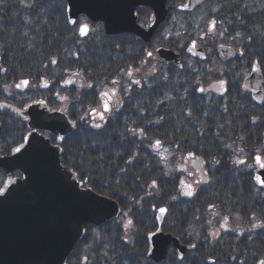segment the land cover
<instances>
[{
  "label": "trees",
  "instance_id": "16d2710c",
  "mask_svg": "<svg viewBox=\"0 0 264 264\" xmlns=\"http://www.w3.org/2000/svg\"><path fill=\"white\" fill-rule=\"evenodd\" d=\"M45 6L39 0H0V102L21 105L56 89L62 96L72 93L70 102H56L77 120V130L64 142V163L122 209L119 218L89 227L67 264H156L147 257L146 236L157 228L162 206L169 210L165 231L184 243H197L200 253L195 260H188V254L178 260L173 250L162 264H208L209 256L216 258L211 264H255L264 258V189L255 185L247 168L254 151L264 150V104L256 103L242 84L254 61L264 74V0H207L193 18L197 11L184 13L179 27L169 26V31L182 33L181 39L169 38L165 46L183 52L201 13L210 45H231L237 58L227 61L214 53L216 57L194 59L183 69L166 63V70L145 64L147 45L134 35L104 38L105 43L82 41L72 33L67 40L57 37ZM134 63L142 65L140 73L136 68L139 83H130V94L121 93L123 103L113 107L106 121L97 122L100 127L83 119L88 104H100L106 81L117 74L121 83L131 81L128 69L126 74L122 70ZM67 71H76L89 87L60 88L67 83ZM218 77L227 81L223 95L198 91V82ZM23 78L38 91L21 98L16 85ZM43 81L51 83L48 91L39 88ZM0 117V149L7 153L23 140L28 127L17 116ZM157 141L179 159L193 153L204 159L209 181L192 197L182 194L185 171L173 163L170 170L163 165L153 148ZM242 150L248 154L243 163L235 161ZM4 178L0 171V185ZM224 217L232 230L221 229ZM219 228L227 235L219 238L211 230Z\"/></svg>",
  "mask_w": 264,
  "mask_h": 264
},
{
  "label": "water",
  "instance_id": "95a60500",
  "mask_svg": "<svg viewBox=\"0 0 264 264\" xmlns=\"http://www.w3.org/2000/svg\"><path fill=\"white\" fill-rule=\"evenodd\" d=\"M203 1L188 0L182 9L192 10ZM165 2L71 0L69 12L72 15L87 13L95 21L100 20L102 13H105L103 19L109 33L133 31L145 36L147 33L135 21V7L139 4L152 7L160 21L166 15ZM117 9L119 16L126 13L125 21L128 24L121 18L118 21L113 17ZM153 30L154 27L151 32ZM218 50L226 55L232 51L226 47H219ZM194 51L192 43L188 52L193 54ZM196 52L203 55L202 50ZM161 55L166 59L177 58L172 51L161 50ZM252 77L264 87L258 65ZM1 112L30 117L29 128L35 132H30L25 142L14 148L10 156H2L0 152V168H4L7 175L0 190V264H66L86 228L118 216L119 204L89 189H80L74 172L61 165L60 148L52 146L49 140L37 132L50 130L62 138L74 128L65 114L52 110L45 102L31 105L27 111L0 103ZM1 129L0 122V133ZM16 169L22 171L23 179L12 178ZM158 222H162L160 217ZM148 239V257L158 263L166 259L167 248L172 241L181 254L188 249L172 236L164 235L161 227L148 235Z\"/></svg>",
  "mask_w": 264,
  "mask_h": 264
},
{
  "label": "flooded vegetation",
  "instance_id": "af4514ba",
  "mask_svg": "<svg viewBox=\"0 0 264 264\" xmlns=\"http://www.w3.org/2000/svg\"><path fill=\"white\" fill-rule=\"evenodd\" d=\"M39 1H44V0H39ZM49 1L53 2V4H51V6H50V8L52 7V16L50 18H52L51 21L53 22V24L55 26H57L56 27L57 29H53V32L57 37H63L65 39H68V37L71 35V33H74V35L76 37H78V35L82 34L81 29L84 26H87V35L90 36V35L95 33L98 36H101L102 38H105V39H110V38H113L115 36H121L124 34H127L128 36H130L131 34L134 35L132 32H121V34L115 33V34H119V35L107 34L105 22L93 21L87 14H84L81 12L79 14H76V15L75 14L69 15L67 12V9H68V5L71 2V0H49ZM131 1H133L134 3L136 2V0H131ZM177 1L178 0H174V2H173V0H167V2H166V7L169 10L168 19L170 18L169 20L173 21V22H174L173 16H174V14H179L178 8L181 5V3L183 2V0H179L178 2ZM174 9H176L177 12L172 11ZM105 15H106L105 13L104 14L102 13L100 18L102 19ZM113 17L115 19H117L118 21L121 18L122 20H124V23H127L125 21L126 13L119 16V9H117L113 12ZM135 19H136L135 21H137V23L146 31V30L152 29L153 25L155 24L156 17H155V13L153 11V8H150L144 4H139L135 10ZM179 21H180V19H178L176 21V23H179ZM73 22H75V23H73ZM160 25H161V23H159L157 25V27L155 28L156 31L153 34L154 36H156L155 39L153 40L154 41L153 44L159 45V47L156 45L158 48L164 47L163 46L164 43H166L169 38H173V37H168V34L166 33L164 38L157 39V38L161 37V35H162L161 32L158 33V28L160 27ZM166 25H167V22H166ZM148 55H149V53H148ZM114 85H119V83L115 82ZM104 94H105V97L102 99V102L104 103V107H105V105L108 106L109 110H106V111L109 112V111H111L110 106L112 103V98H111V96L107 95V93H104ZM94 112L99 119H102V121L106 120V118L104 117L105 116L104 113L96 112V110H93L92 113H94ZM101 117H103V118H101ZM49 136L51 137V135H49ZM51 139H53V138H51ZM194 249H196V247ZM170 253L174 254L172 247L170 248Z\"/></svg>",
  "mask_w": 264,
  "mask_h": 264
},
{
  "label": "rangeland",
  "instance_id": "374dc122",
  "mask_svg": "<svg viewBox=\"0 0 264 264\" xmlns=\"http://www.w3.org/2000/svg\"><path fill=\"white\" fill-rule=\"evenodd\" d=\"M199 15L201 16V13H199ZM197 17V16H196ZM199 18V17H198ZM201 21L202 20H200V19H198L197 20V23L199 24V26H200V24H201ZM195 32H196V39H197V41H198V43H197V45L199 46V47H203L204 45H203V40H200L199 38H201L200 37V34H202V33H198L197 34V29H195ZM204 48V47H203ZM207 50V49H206ZM208 51V50H207ZM205 88L207 89V88H210V83L209 84H207V86H205ZM208 91H209V89H207ZM238 157H241V156H238ZM180 163L181 164H183L184 165V167H187V168H191L192 167V165H193V162L191 161V160H188V159H185V160H181L180 161ZM186 169V168H185ZM186 178L189 180V181H193V180H197L198 181V175L197 174H190V171L187 173V176H186Z\"/></svg>",
  "mask_w": 264,
  "mask_h": 264
},
{
  "label": "snow or ice",
  "instance_id": "6c2138e0",
  "mask_svg": "<svg viewBox=\"0 0 264 264\" xmlns=\"http://www.w3.org/2000/svg\"><path fill=\"white\" fill-rule=\"evenodd\" d=\"M73 23H75V22H73ZM81 31L84 34H87V26L82 27ZM149 55H151V53H149ZM22 83L24 85H27L28 81H23ZM137 83H139V82H137ZM19 86L20 85H17V87H19ZM201 91H203V89H201ZM105 110H109L107 105H105ZM101 118H103V117H101ZM97 127H100V125H97ZM157 144H159V141H157ZM17 151H20V149H17ZM256 159H257V161H260V157H257ZM262 167H264V164H262ZM261 183H264V180H262ZM0 195H2V193H0ZM189 195H191V193H189ZM161 211H164V210L162 209ZM261 264H264V261H261Z\"/></svg>",
  "mask_w": 264,
  "mask_h": 264
}]
</instances>
